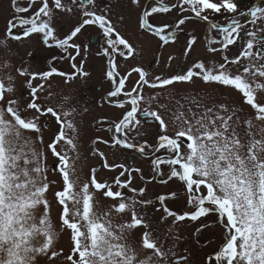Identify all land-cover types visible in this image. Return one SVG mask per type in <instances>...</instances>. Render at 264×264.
I'll list each match as a JSON object with an SVG mask.
<instances>
[{
	"label": "snow or ice",
	"instance_id": "obj_1",
	"mask_svg": "<svg viewBox=\"0 0 264 264\" xmlns=\"http://www.w3.org/2000/svg\"><path fill=\"white\" fill-rule=\"evenodd\" d=\"M131 3L139 6L140 0ZM153 5H149L150 10H141L139 30L158 38L160 47L175 43L177 32L188 35L184 48L188 57L198 39L183 27L190 17L176 19V31H172L173 24L157 26L154 15L173 9L190 12L206 22L209 34L215 33L208 37L207 51L212 57L219 52L220 61L197 60L174 74L150 77L145 69L134 67L121 75L116 56L127 59L135 48L113 25L106 9L95 10L96 0H24L23 4L11 0L13 15L0 39V264H40L41 258L45 264L57 260L61 264H188V257H177L151 227L146 209L154 205L156 211H163L158 223L168 218L175 224L185 219L195 222L210 214L217 217L224 230L221 243L206 257L205 264H264V0L251 4L245 0H153ZM74 8L81 13L77 25L64 38H57L53 18L57 11L71 14ZM215 16L225 22L212 19ZM93 25L102 32V54L108 57L106 76L111 88L107 100L121 110L108 123L110 141L100 137L91 141L92 155L100 157L101 166L118 171L110 182L99 179L95 167L87 174L78 169L81 130L74 119H68L75 109L64 110L63 104L59 110L42 106L38 92L44 84L33 85L34 80L46 81L53 75L66 77V83L76 75L87 76L83 63L78 66L75 62L82 51L87 53V46L75 43L74 38L85 26ZM36 33L42 34L44 45L51 47V40L66 53L74 50L75 54H70L74 73L56 67L37 72L14 66L15 53L9 41L19 42ZM238 42L240 50L230 58L227 53ZM168 59L171 62L174 57ZM231 65H236L237 71H231ZM132 73H138L139 78L129 89L126 81ZM18 76L28 77L27 103L23 95H16ZM195 79L238 92L241 104H209L200 94L175 99V93L169 92L164 99L174 101L175 109L168 103H157V108L151 109L152 101L158 102L166 88L194 83ZM145 86L160 91L146 98ZM145 104L148 106L142 107ZM161 112L170 113L171 118ZM49 116L57 128L45 146L43 134L49 129ZM41 117H46L43 124ZM149 121L157 128L155 143L137 142ZM241 127L245 129L243 138ZM98 143L150 157L151 175L145 179L140 167L117 163L115 158L110 163L96 148ZM49 151L54 158L51 166L47 163ZM133 173L145 180L143 187H131ZM157 181L179 182L180 191L186 194V209L178 212L167 203L177 199L179 191L145 198L147 184ZM106 200L112 203L105 204ZM138 205L144 211L138 210ZM204 227L202 224L196 232ZM64 235L69 241L67 252L58 247ZM143 252L150 254L144 256Z\"/></svg>",
	"mask_w": 264,
	"mask_h": 264
},
{
	"label": "flooded vegetation",
	"instance_id": "obj_2",
	"mask_svg": "<svg viewBox=\"0 0 264 264\" xmlns=\"http://www.w3.org/2000/svg\"><path fill=\"white\" fill-rule=\"evenodd\" d=\"M23 2L24 0H21V4H23ZM176 2L178 3L179 0H176ZM253 2L254 0H248L247 3L251 4ZM149 5H153V0H140L139 6L133 5L131 0H96L95 10L100 12L102 9H106L108 18L112 21L113 25L121 33V35L129 40V42L135 48L133 56L128 57L127 59L116 56L115 59L118 64V71L121 73V75H126L127 72H129L134 67H141L145 69L149 73L150 77L155 75L174 74L177 72L178 68L186 69L191 63L197 60L203 59L205 62H210L212 60L220 61L221 54L219 52L215 55V57H212L207 51L208 37L209 35L214 36L215 33L209 34L206 28V22H202L194 18V14L190 12H180L177 9H173L171 12L166 14L154 15V22L157 24V26H160L164 23L173 24L176 19L182 18L185 15L190 17L183 27L187 33L194 34L198 38L190 55L188 57L184 56V48L186 47L188 35L181 34L179 32H177L178 39L175 43H169L163 47H160V41L158 38L146 31L138 29V16L142 9L150 10ZM12 15L13 9L11 7V0H0V39L4 38L6 23L12 17ZM80 15V11L76 10L75 8L71 14L57 11L55 17L53 18V27L56 30L55 34L57 38H64L66 35L70 34V32L77 25V20ZM121 17H123V19H121ZM131 19L134 20V24L131 23ZM212 19L222 23L225 22L223 17L220 16H215ZM242 23H244L245 27H250L246 20H242ZM171 30L176 31L174 24ZM74 42L81 44L82 47L83 45L87 46V53L84 54L82 51L81 56L77 57L75 62L78 64V66L82 62L83 71L87 72L88 75H76L67 83L65 82L66 77L53 75L46 81L36 79L33 81V85L36 86L39 84H44L43 90L38 92V103H40L42 106H52L46 101L44 95L46 90L51 88L54 92H56V90L59 91V93L56 92L58 100L56 105L60 106L63 104L64 110H71L73 108L75 109L72 115L76 119L75 123L78 128L82 115L88 119L84 121V123L87 124L91 129L89 136L90 149L88 150L85 159L88 158L89 161L92 162L94 159L91 157L96 156L92 155L91 141L97 137L110 141L111 134L107 131L108 123L119 116L121 110L111 105L107 100V92L111 88V82L106 76V72L108 70V57L102 54L103 47L105 46L104 40L102 38V32L97 26H85L81 33H79L78 36L74 38ZM9 44L11 45L13 52H16L19 56L25 57V62H23V64L19 63L14 65L16 67L23 65L24 67L37 72L49 70L50 67H56L58 71H63L70 75L75 72V70L71 67L73 61L70 59V54H75L74 50L69 49V51L66 53L63 49L55 46L54 42L51 40V47L44 45L42 34L40 33L32 34L30 37L24 38L19 42L9 41ZM239 50L240 43L238 42L235 46L230 47V51L227 53V55L230 58H233L238 54ZM97 53L100 54L98 55ZM169 56L174 57L171 62H169ZM53 57H55V59H53ZM50 61L51 63H49ZM230 69L231 71L235 72L237 71V66L231 65ZM18 77L16 84H21L23 81L22 84L26 89L23 91L21 90V92H23V94L28 97L29 90L25 84L28 77H22V80H20V77ZM138 78V73H132L129 80L126 81V87L129 89L133 87L134 82L138 80ZM159 91V89L152 90L145 86L144 95L147 98L148 96ZM169 92L175 93V99H179L181 96L186 94L190 96L200 94L205 97L204 102L209 104L213 101L224 104L225 100L228 101H226V105L229 106H239L241 104L240 94L238 92L230 88L216 85L214 83L205 84L200 79H195L194 83L175 84L169 88H166L161 94L158 102L152 101L151 109H156L157 103H168L169 108L175 109L176 105L174 101L169 102L164 99V97L167 96ZM66 96L69 97L67 102L64 101V97ZM56 105L52 107L56 109ZM147 106L148 105L146 104L142 105V107ZM29 113L32 115L31 112ZM161 114L167 119L171 118L170 113L168 112H161ZM93 118H95V120ZM43 119H46V117H43ZM47 119L49 120V130H53L54 132L57 128L55 119L51 118L50 116L47 117ZM99 121L105 122L101 124L98 123ZM156 131V125L149 121L144 124L140 135L136 137V141L143 142L144 140H147L149 144H154L156 140ZM104 146L110 145L98 143L96 148H98L99 151L104 152L102 150ZM78 148L79 153L83 151L82 148ZM110 148L115 147L110 146ZM116 148L119 149V152L128 151L125 161L124 158H121L123 161L115 160L118 161L117 163H124L125 165L131 167H140L143 170V174L146 173L148 175L144 177L145 179L151 175L150 157L141 156L139 153L133 150L119 147ZM97 157L100 159L99 156ZM114 158L116 159L117 157L114 156ZM145 166L147 167L146 169H144ZM93 167H95L97 172H99L103 168L101 166V160ZM104 170L118 172L116 170H109L105 168ZM163 170L167 171V168L163 167ZM136 174L137 173H133L131 187L138 189L145 185V180L142 179L139 174H137V176ZM98 178L101 180H108L110 182L114 176H104L102 178L98 176ZM137 178H140V180L137 181ZM156 183L159 184L158 181ZM159 185H163V188L166 190H157L152 196H148L147 198H154L156 194H163L169 191H179L180 194L178 198L175 200H169L167 203L172 210L178 212H182V210L186 209L184 202H182V199H186V194L183 191H180L181 186L179 182L172 181L168 184ZM124 191L128 195H133L127 189ZM137 207L138 210L144 211V209H140L139 205ZM153 210L154 212L156 211L154 208ZM146 211L153 220L154 218L151 206L148 207ZM160 212L163 214L162 210H160ZM168 219L172 220L173 222L172 218ZM154 222L158 225V220L157 222ZM179 223H184L186 225L184 226L185 230H178L177 222L175 224L173 223L175 226L177 225V228L174 229V231L167 227V225L164 226L167 231L171 230L170 232H174L175 237H178L175 239L173 237L169 243L170 245L166 247H172V249L174 248V250L179 252L177 257L186 255L188 257V264H205L206 257L210 255L213 250L216 249L221 243L222 233L224 230L217 222V217L210 214L206 217H201L195 222L191 221L190 219H185ZM202 224L205 225V227L202 228L199 233H197L196 229L200 228ZM154 229L158 230L159 227H154ZM178 239H181V241ZM161 240L165 244L167 241V236H163Z\"/></svg>",
	"mask_w": 264,
	"mask_h": 264
},
{
	"label": "rangeland",
	"instance_id": "obj_3",
	"mask_svg": "<svg viewBox=\"0 0 264 264\" xmlns=\"http://www.w3.org/2000/svg\"><path fill=\"white\" fill-rule=\"evenodd\" d=\"M248 2V0H245V3H247ZM131 23H133L134 24V20L133 19H131ZM137 23V22H136ZM133 24H131V25H133ZM129 25H130V23H129ZM135 34V33H134ZM138 35V34H137ZM133 36V35H132ZM138 36H140V35H138ZM15 53V55H14V58H13V64L14 65H16V64H19V63H21V64H23V62H25V57L24 56H19L16 52H14ZM20 55H22L21 53H19ZM19 78V77H18ZM20 80H22L23 78L22 77H20L19 78ZM22 83H23V81H22ZM16 84V95L17 96H21V95H23V97H24V103H27L28 102V100H27V97L23 94V92H21V90L23 91V90H25L26 88L24 87V85L23 84ZM56 92L57 93H59V91L58 90H56ZM56 92H54L51 88H48L47 90H46V92H45V99H46V101L50 104V105H52V106H55L57 103H58V100H57V95H56ZM49 93H51V96H49ZM61 94V93H60ZM226 101L227 100H225L224 101V104H226ZM228 102V101H227ZM56 109H58L59 110V105H56ZM28 115L29 116H31V114L30 113H28ZM68 119H74V121H76V119L74 118V116L72 115V116H70ZM94 120H95V118H93ZM169 119V118H168ZM44 120L45 119H43V117H41V123L43 124L44 123ZM86 120H88V119H86L83 115L81 116V119H80V124H79V128H80V130H81V136H80V139L77 141V145H78V147H80V148H82L83 149V151H81L80 152V156H81V160H80V162H79V164H78V169L79 168H82L83 169V173L84 174H87L88 172H89V170H90V168L91 167H93L94 165H97L99 162H100V159L96 156V157H91L92 159H94L92 162H90L89 161V159L88 158H86V159H88V160H86L85 159V157L87 156V153H88V150L90 149V145H89V140H90V138H89V136H90V133H91V129L89 128V126L87 125V124H85L84 123V121H86ZM255 123H257V127H260L261 125H259V123L258 122H255ZM244 131H245V129L243 128V127H241L240 129H239V132H240V135H241V137L243 138L244 137ZM53 133V130H45L44 131V145L46 146L48 143H49V141H50V139H51V137H52V134ZM98 134V133H97ZM26 135H29L28 133H26ZM30 135H32L33 137L35 136V134L33 133V134H30ZM38 147H39V145H38ZM65 147V145L64 144H62L61 145V148H64ZM46 150V149H45ZM103 151H104V153L106 154V156L108 157V160H109V162L111 163L113 160H112V157L114 158V156L115 157H117L115 160H122L123 161V159H121V158H124V161H125V159H126V156H127V154H128V151H122V152H119V149L118 148H110V146H104V148L102 149ZM69 154L70 155H73V153H71V152H69ZM118 161H115V162H118ZM47 163H48V165L49 166H51L53 163H54V158H53V156H52V154H51V152L49 151L48 152V159H47ZM147 167L145 166L144 167V169H146ZM51 172L49 173V177L51 178ZM116 175H118V172H111V171H105L104 170V168H102L99 172H98V176H100V178H102V177H104V176H108V177H110V176H116ZM136 176H137V174H136ZM145 176H148L146 173L144 174V177ZM57 179H59V177H57ZM140 180V178H137V181H139ZM138 186V185H137ZM147 189H148V192H147V196H146V198L148 197V196H152L157 190L159 191V190H166V189H164L163 188V185H159V184H157L156 182L155 183H149V184H147ZM49 197H51V194H49ZM184 200L185 199H182V202H184ZM104 203L105 204H110V203H112V201H109V200H106V201H104ZM151 208H152V211H153V220H151V227L152 228H154V227H159V229H158V236H159V239L161 240L162 239V237L163 236H167V241H166V243L164 244L165 245V247L166 246H168V245H170L169 243H170V241H171V239L174 237V239L175 238H177V237H175V233L174 232H170V230L169 231H167L166 229H165V225H167V227H169L171 230H173L174 231V229H176L177 228V225L175 226L174 224H173V222H172V220H169V219H167V220H164V221H162V222H160V223H158V225L154 222V221H156L157 222V220L158 221H160V218L163 216V214H162V212H160V211H155L154 212V210H153V208L155 209V207L154 206H151ZM56 211L57 210H55L54 209V212H53V216L55 217V214H56ZM178 223V230H185V228H184V226H186L184 223H179V222H177ZM174 226H175V228H174ZM181 227V228H180ZM142 231V229L141 230H137L136 231V233H135V237L136 238H138L139 237V235H140V232ZM169 234V235H168ZM178 240H180L181 241V239H178ZM162 241V240H161ZM133 243H136V241L135 240H133L132 241ZM136 246H137V248L139 249V244L138 243H136ZM58 247H63L64 248V250H65V252H67V250H68V247H69V241H68V237H67V235H64L61 239H60V241H59V244H58ZM173 251L176 253V254H178L179 252H177L176 250H174V248H173ZM150 253H148V252H143L142 253V255H144V256H147V255H149ZM40 264H45V258H41V260H40ZM53 264H61V261L60 260H57V261H54L53 262Z\"/></svg>",
	"mask_w": 264,
	"mask_h": 264
}]
</instances>
